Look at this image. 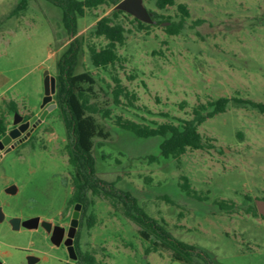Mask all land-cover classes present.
Here are the masks:
<instances>
[{"label": "rangeland", "instance_id": "rangeland-1", "mask_svg": "<svg viewBox=\"0 0 264 264\" xmlns=\"http://www.w3.org/2000/svg\"><path fill=\"white\" fill-rule=\"evenodd\" d=\"M22 1L0 0V107L8 124L15 115L7 111L10 101L31 122L40 117L46 107L44 71L57 77L63 53L76 41L75 73L92 72L95 100L111 111L110 118L96 114L110 132L108 139H96V176L129 193L172 236L196 245L209 264H264V217L257 205L263 201L264 207V110L230 102L199 126L205 148L188 149L179 159L160 154L161 136L137 137L116 124L119 116L150 126L180 123L200 104L220 97L264 104V0H175L162 10L155 0H144L152 26L140 27L132 15L123 18L121 60L104 69L92 64L88 47L106 41L90 31L115 6L87 9L72 34L59 6L25 0V8L14 13ZM179 4L189 16L179 33L170 34L165 27L182 19ZM116 75L128 91L119 104L112 92ZM52 102L57 103L56 93ZM69 141L55 107L3 158L0 179L14 182L18 191L0 197L11 204L0 223L2 264H25L24 250L35 237L14 230L12 214L49 215L66 205L71 216ZM182 175L200 198L182 190ZM88 193L93 203L82 210V243L96 264H186L173 260L168 249H153L155 237L140 234L119 198ZM90 212L96 216L91 228Z\"/></svg>", "mask_w": 264, "mask_h": 264}, {"label": "trees", "instance_id": "trees-1", "mask_svg": "<svg viewBox=\"0 0 264 264\" xmlns=\"http://www.w3.org/2000/svg\"><path fill=\"white\" fill-rule=\"evenodd\" d=\"M49 1L62 9L63 21L67 30L75 34L78 27V18L84 16L87 9L97 8L101 5L116 6L120 0ZM25 2L24 0L17 5L14 13H18L22 7L25 8ZM155 4L157 8L162 10L167 5H175L176 2L175 0H155ZM178 9L182 13L181 21L172 22L165 27L170 34L179 33L183 24L182 21L189 16L186 5L179 4ZM153 14L158 16L156 13ZM130 16L131 14L114 8L110 14L101 17L96 22L90 34L96 38L104 39L106 43L99 46L92 43L88 47L91 62L95 67L104 69L109 65H115L121 60L118 50L120 46L125 44L127 38V29L123 18ZM133 19L142 28L152 26V24L142 22L135 17ZM78 51V43L75 41L63 53L58 63V75L56 77L57 107L61 111V117L70 139L67 152L73 187L71 204L79 202L86 209L88 205L93 203V199H90L88 192H91L92 196H116L126 207V213L140 225V234L148 240L154 239L152 236L155 237L153 243H151L153 249L157 250L159 247L168 249L172 252L173 260L186 264H209L196 245L188 244L172 236L145 209L139 207L136 199L131 197L129 193L116 190L111 183L105 182L96 176L94 157L96 139H108L110 137V132L106 131L104 126L99 123L96 114L102 113L105 118H110L111 111L95 100L97 81L92 72L75 73ZM113 80L115 83L112 89L114 102L119 104L121 97L123 95L127 96L128 91L119 76H114ZM232 101L264 110V104L251 99L220 97L206 104H200L194 109V115L191 119L183 120L180 123L165 122L150 126L131 119H123L119 116L116 124L122 130L128 131L137 137L161 136L163 140L160 144V154L164 158L179 159L188 149L205 148L206 141L199 131V126L207 118H213L215 115L225 112ZM7 111L16 113L18 111L16 102L10 101L7 104ZM9 126L6 113L0 107V136L9 130ZM182 180V190L189 196L200 198L196 190L192 188L189 178L182 175ZM254 214L258 215L256 210ZM95 220L94 212H90L88 215V226L90 228L94 225ZM83 264H96L95 255L91 250H83Z\"/></svg>", "mask_w": 264, "mask_h": 264}, {"label": "flooded vegetation", "instance_id": "flooded-vegetation-1", "mask_svg": "<svg viewBox=\"0 0 264 264\" xmlns=\"http://www.w3.org/2000/svg\"><path fill=\"white\" fill-rule=\"evenodd\" d=\"M22 116L23 119L20 121L19 124L24 123L26 121H30L24 115ZM34 122L30 121L29 128L26 130V132L22 133L20 138L26 135L27 131L31 129ZM19 124L12 123L9 126V130L14 127H17ZM34 130L31 132L29 136L26 137V139L23 138V140H21V142H19L16 145V147L21 143L27 141L32 136ZM2 160L3 158L0 159V171L3 169L1 164ZM0 182H1L0 197L2 194L12 195L11 193H8V188L16 184H14V182H9L5 184L2 181V179H0ZM77 203L79 202L73 204L74 205L73 208ZM0 205H2L3 208H5V206H9L11 204L9 201L5 202L4 200L0 199ZM66 207H67L66 205L65 206L63 205L59 209L51 211L49 215H45L41 213H37L33 215L15 213L10 216V219L12 217H20L22 220L31 217H39V220L33 223L34 227L26 228L24 226H21L20 229L18 230V231L28 230L33 235H35V237H32L31 240V248L24 250L27 251V261L25 264H83V243H82V231H81L82 228L81 215H82L83 205L80 212L79 223L74 228L72 226L74 209L72 211L71 216H69ZM9 224L11 225L10 222ZM71 231L73 232L72 235L70 234ZM30 260L32 261V263H30Z\"/></svg>", "mask_w": 264, "mask_h": 264}, {"label": "water", "instance_id": "water-1", "mask_svg": "<svg viewBox=\"0 0 264 264\" xmlns=\"http://www.w3.org/2000/svg\"><path fill=\"white\" fill-rule=\"evenodd\" d=\"M115 9L123 10L138 20L145 22V23H153L154 20L152 18V12L148 10L146 7L144 0H120L116 6ZM56 93V76L52 75L49 71V69H46L44 71V97H43V104L42 107H45L40 117L33 123L31 129L27 131L26 135L24 137L20 136L22 133L26 132V130L30 126V121H26L24 123H20V121L23 119V116L16 112L14 115L13 124H19L17 127H14L7 131L3 136L0 138V159L3 158V156L14 149L16 145L23 140V138L26 139L27 136L31 134V132L45 119L49 111L57 107V103L52 102L54 99V94ZM20 138V139H18ZM17 191V186L12 185L8 188V193L14 194ZM258 209L259 212L264 216V207L263 201L258 202ZM82 204L77 203L74 207L73 211V219H72V226L73 228L76 227L79 223V217L81 212ZM6 219V213L4 211V208L2 205H0V223L4 222ZM39 220V217H31L27 218L25 220H22L20 217H12L9 222L11 223L14 230H19L21 226H24L26 228H32L34 227V222ZM71 235L73 232L71 231ZM30 263L32 261L30 260ZM0 264H2V261L0 260Z\"/></svg>", "mask_w": 264, "mask_h": 264}, {"label": "crops", "instance_id": "crops-1", "mask_svg": "<svg viewBox=\"0 0 264 264\" xmlns=\"http://www.w3.org/2000/svg\"><path fill=\"white\" fill-rule=\"evenodd\" d=\"M13 150V149H12ZM7 155V153L3 156V158L5 157ZM17 191H18V189H17ZM17 191H16V193H17ZM15 194V193H14Z\"/></svg>", "mask_w": 264, "mask_h": 264}]
</instances>
